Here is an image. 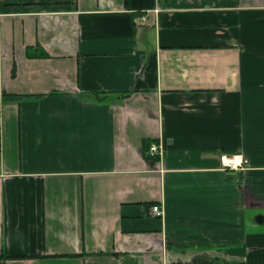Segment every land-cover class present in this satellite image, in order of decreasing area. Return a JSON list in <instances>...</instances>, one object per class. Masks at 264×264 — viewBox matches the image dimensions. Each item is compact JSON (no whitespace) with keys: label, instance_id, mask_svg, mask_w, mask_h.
Masks as SVG:
<instances>
[{"label":"crops","instance_id":"crops-1","mask_svg":"<svg viewBox=\"0 0 264 264\" xmlns=\"http://www.w3.org/2000/svg\"><path fill=\"white\" fill-rule=\"evenodd\" d=\"M0 264H264V0H0Z\"/></svg>","mask_w":264,"mask_h":264},{"label":"built area","instance_id":"built-area-1","mask_svg":"<svg viewBox=\"0 0 264 264\" xmlns=\"http://www.w3.org/2000/svg\"><path fill=\"white\" fill-rule=\"evenodd\" d=\"M146 19L142 20L144 23ZM162 154V149L159 143L152 142L148 146V157L159 158ZM247 161L240 153L221 154L219 157V169L230 172H243L246 170ZM150 215L154 217H162L164 210L161 205H155L150 208Z\"/></svg>","mask_w":264,"mask_h":264},{"label":"trees","instance_id":"trees-1","mask_svg":"<svg viewBox=\"0 0 264 264\" xmlns=\"http://www.w3.org/2000/svg\"><path fill=\"white\" fill-rule=\"evenodd\" d=\"M149 144H150L149 142L144 141V143H143V148H144V149H145V148L148 149Z\"/></svg>","mask_w":264,"mask_h":264}]
</instances>
